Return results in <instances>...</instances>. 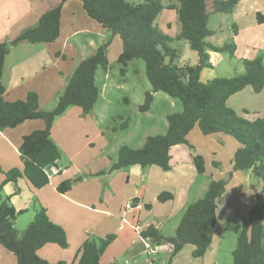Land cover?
<instances>
[{"label":"trees","instance_id":"16d2710c","mask_svg":"<svg viewBox=\"0 0 264 264\" xmlns=\"http://www.w3.org/2000/svg\"><path fill=\"white\" fill-rule=\"evenodd\" d=\"M69 1L81 2L92 21L113 37L121 39L122 52L118 63L124 67L123 72L132 61L145 62L146 76L152 90L146 93L145 102L140 107L141 112L151 109L154 94L158 92L179 99L182 103V112L167 116L165 134L148 136L140 149L122 146L112 170L119 171L140 165L143 169L158 167L168 172L171 170V150L178 145H189L188 136L195 129H199L204 136L226 134L233 137L239 147L234 154L229 180L235 173L252 170L260 188L255 192L254 206L237 238L232 264H264V115L248 120L227 105L232 96L246 88H251L255 94L262 93L263 58L257 56L243 60L242 75L208 82L201 80L202 72L212 68L209 51L226 53L231 58L236 56L235 26L231 43L218 47L207 39L214 35L208 27L210 16L232 14L240 0H177V3L169 1L168 4L167 0H145L139 3H130L129 0H62L44 13L37 25L24 30L13 40L0 44V132L15 129L26 121H41L44 124L42 130L23 138L19 148L22 169L4 172L0 168V174L5 176L0 186V245L14 255L17 264H66L51 263L37 254L40 249L49 245L62 249L69 247L63 227L53 223L47 210L40 206L27 228L18 231L16 220L23 211H17L9 197L3 199L2 192L4 186L11 183L15 186L16 193H19L17 183L20 178H25L36 190L50 184L46 170L57 167L61 158V152L52 140L54 122L70 107H79L86 115L93 111L100 97L96 75L100 68L105 71L108 69L110 42L99 46L93 55L79 63L64 92L59 96L57 105L49 111L40 107L36 92H29L24 100L7 101L3 73L6 57L12 47L22 43L51 44L58 40L63 6ZM166 9L175 11L178 16L180 32L174 37L164 35L157 25V19ZM257 20L259 23L264 21L260 13L257 14ZM177 41L187 42L197 54L196 65L176 64L180 54L171 44ZM128 127V122L122 124L123 130ZM192 161L197 173L204 175L206 163L203 156L192 152ZM227 184L226 180L211 181L204 197L184 209L174 236H165L153 224L143 229L137 225L140 236L152 245H170L171 259L186 246L193 247V258H203L212 244L217 225V209ZM72 186V180H64L57 186V192L66 195ZM173 199L174 195L169 192H163L157 198L159 203ZM138 202V199H134L131 203L136 205ZM145 208L151 210L152 206L145 205ZM114 239L112 235L106 238L88 235L80 255L72 264H100L103 254Z\"/></svg>","mask_w":264,"mask_h":264},{"label":"rangeland","instance_id":"374dc122","mask_svg":"<svg viewBox=\"0 0 264 264\" xmlns=\"http://www.w3.org/2000/svg\"><path fill=\"white\" fill-rule=\"evenodd\" d=\"M16 1L7 0L3 2L0 0V36L8 37L10 40L14 39L24 29L32 25L26 23L28 19L16 21L18 16L20 17V9ZM29 1L32 12L36 13L40 11L41 3H34L35 5H33V0ZM144 1L129 0L130 3ZM169 1L177 3V0H167L166 3ZM28 2L25 0L27 8ZM71 3L73 5L70 4V12L80 18L83 15L82 12H84L82 4L78 1H72ZM83 16L88 20L85 13ZM226 18L228 17L225 14H212L210 16L209 29L215 30L221 25L222 30V32L215 34L213 38L207 39L214 46L221 47L227 43H231L233 40L230 27L231 21L228 24L225 20ZM76 24L80 25L81 22ZM92 24L98 26L93 21ZM157 25L164 35L174 37L178 32L177 13L163 11L157 19ZM104 32L99 34L94 32L92 28L91 35L80 34L76 39L70 40L67 50L63 52L64 57L60 60V66L64 69L63 73H65L62 80L67 84L72 75L70 72L75 71L74 69H76L78 60L81 58L86 59L93 55L99 46L110 42L108 49V69L105 71L100 68L96 75V85L99 88L100 97L94 110L88 115V119L85 122L77 120L73 114L68 115L66 118L67 122H63L57 127L54 136V139L56 141L58 140L61 145V158L58 161L59 168H57L61 171L66 170V172L53 177L52 183L54 187H57L64 180H72L73 189L69 193V197L79 199L75 196L78 193L81 196H85V199L87 198L85 203H87L86 205L90 211H86L84 208L74 207L61 199H59L61 202H55L47 196L48 194L41 198L39 193L28 185L26 181V183L20 181L19 196H13L14 189L10 188L2 192L3 199L7 197L11 198L13 204L24 211V214L19 216L16 221V229L20 232L24 231L34 219L39 207H43L42 204H45L50 207V212L54 217L63 219L66 222V230H64L67 234V239H69L68 244L69 241L73 244L77 240L78 232L76 230L84 233V230L88 229V225L91 227L89 235L94 238H99L103 233L102 223L104 215L101 213H111L112 209L120 207L121 198L124 195L128 193L132 194L136 190H139L141 192L140 198L142 199L144 195V203L151 205L152 209L148 211L143 207L142 210H135L131 214H134L143 223L147 221L156 222L158 228L163 227L162 232L164 235L174 236L175 230L183 215L184 209L182 207L196 202L198 200L197 197L201 195V198H203L206 191H202V188L208 187L211 181L226 180L228 184L221 202L223 201L224 207L226 209L228 207V210L225 215L226 217H221L220 219L222 223L218 227L216 243L220 241V245L218 243L220 248L218 264H232V253L236 248L237 238L241 232L244 220L248 219L249 209L252 205L254 206L255 192L260 188L259 181L256 179V182H248L244 186L248 191H246L247 189L243 190L239 184V180L244 178L246 174L244 172L235 174L237 176L235 178H239V180L237 179L234 182H232V179L229 180V174L231 172H229L230 154L232 153L230 147L233 144L238 145L237 141L233 137L223 134V138H227L232 143H217L216 146L212 141L214 137L205 136L203 137L205 141L192 137L191 140L193 143L198 145L200 151L207 157L206 173L204 175L196 174L194 176L188 173L187 170L185 174L186 179L184 178V182L180 180L182 182L181 184L178 181L179 173L176 171L165 172L158 167H148L146 169L149 180L142 186H137L135 181L129 182L127 175H125V170L113 171L112 166L117 161L119 150L122 146L140 149L148 136L165 134L167 130V116L182 112L183 107L179 99L172 98L163 92H158L154 95L151 110L141 112L140 107L145 102L146 93L152 90V86L146 76L145 62L143 60L132 61L125 68V72H123L122 69L124 67L118 63L119 56L122 52V41L119 37H113L108 31L106 33ZM90 39L92 40V44L90 43ZM49 46V44L32 45L22 43L12 47L10 54L6 57L7 63L5 62L4 84L8 86L14 69H16L18 64L31 60L33 55L45 48L49 49ZM171 46L177 49L180 54L176 61L177 65H196L198 63L197 54L191 50L187 42L177 41L172 43ZM259 47V55L262 56L264 64V43L260 44ZM53 50L58 51L61 48L60 46L59 48L55 46ZM208 53L212 68L203 71L201 75L202 82H208L213 79L232 78L244 73L242 61L238 58H231L226 53H215L213 51H209ZM25 68L26 66H23L21 70ZM34 71L35 69L30 70V73L33 74L25 79L22 86L33 89L41 83H46L45 80L47 81L53 74L46 73L42 77L41 75L46 71L40 70L41 72L39 74ZM53 86H57L55 91L53 87L50 92L48 89L41 90L42 98L40 102L44 104L43 110H52L57 105L59 96L64 92L63 89L57 92V94L59 93L58 95L55 94L58 90V85L54 82ZM260 96V105L264 107V92ZM240 98H236L235 100L238 101H235L229 107H236L238 114L246 118L241 111V107H247V103L250 105L253 102H245L243 98ZM50 99H52V102L48 103ZM40 107L42 106L40 105ZM251 115L247 116L248 120L253 119ZM124 122H128L129 127L127 130L122 129ZM196 130L198 131V129ZM65 134H67L66 138ZM213 148H216L218 151V159L223 162L222 168L218 170L215 167H211V164H208L209 161L213 162L215 159L214 155H212ZM16 158L19 160L18 155ZM21 169L22 167L20 166ZM47 188L52 187L48 186ZM243 191L245 192L243 193ZM163 192H169L176 198L161 204L157 202V196ZM128 205L129 202L126 204L122 213L126 212ZM0 248L2 250L0 252V264H6L4 258L8 256L15 258L13 254L11 255L3 247ZM58 252L56 258L60 259L63 257L62 252L64 250L59 248ZM182 264L187 263L184 261Z\"/></svg>","mask_w":264,"mask_h":264},{"label":"crops","instance_id":"0c3cea01","mask_svg":"<svg viewBox=\"0 0 264 264\" xmlns=\"http://www.w3.org/2000/svg\"><path fill=\"white\" fill-rule=\"evenodd\" d=\"M3 2L7 0H2ZM29 0H27L28 2ZM18 4V7L20 9V17L16 19V21H22L23 19H28L26 23L32 24L26 29L30 27H34L37 25L40 17L46 13L47 11L51 10L53 7L58 5L59 3L62 2V0H33V5L35 4H40L41 3V9L40 11H37L36 13L31 11V5L28 2V8L26 7L25 0H17L16 1ZM72 1L67 2L64 5L63 11H62V22H61V28H60V37L58 40L54 43L49 44V49L45 48L35 55L32 56L31 60L27 62H22L16 66V69H14L13 75L11 77V81L6 86V93H5V99L10 102L18 101V100H24L26 99L27 95L29 92H36L39 96V99L41 101V90H47L50 92L52 87L54 88V91L57 89V86L54 87L53 84L54 82L57 83L58 85V90L55 92H59L60 90H65L66 87V82L62 80V77L65 76L64 69L60 66V60L62 59L63 52L67 50L69 46V42L72 39H76L80 34H92V28L94 32L97 33H103L104 30L100 25L96 26L95 24H92V20L88 17V20L83 16L85 11L82 12V16L77 17L76 14H72L70 12V4ZM79 2V1H78ZM35 3V4H34ZM81 3V2H80ZM82 4V3H81ZM83 7V6H82ZM77 11V9H76ZM79 11V10H78ZM165 11V10H164ZM166 11H170L167 10ZM175 12V11H173ZM261 14V19L264 20V0H240L239 4L237 5L236 9L234 12L230 15H227L228 18L225 20L230 24L229 22L231 21L230 27H231V36H233L235 28L237 29V34L234 37V42L237 47V52L236 56L234 58H238L240 61H243L245 59H254L257 56H260L259 49H260V44L264 43V21L263 23H259L257 20V14ZM86 14V13H85ZM220 15V14H219ZM218 16V15H217ZM81 20V21H80ZM78 22H81L80 25L76 24ZM94 22V21H93ZM96 23V22H95ZM210 23V22H209ZM100 27V28H99ZM229 27V25H228ZM24 29V30H26ZM229 29V28H228ZM23 30V31H24ZM22 31V32H23ZM215 34H218L222 32L221 30V25L218 26L215 30H212ZM107 32V31H106ZM104 32V33H106ZM180 32V24L178 22V32ZM104 35V34H103ZM213 35V36H214ZM18 36V35H17ZM16 36V37H17ZM210 37V38H213ZM15 37V38H16ZM209 38V39H210ZM13 40V39H12ZM11 41L8 39V37H1L0 36V44L4 42H9ZM90 43L92 44V40L90 39ZM57 46L61 48V50L55 51L53 50V47ZM92 46V45H91ZM10 54V53H9ZM84 59H80L77 62V66L81 61ZM7 63V59L5 61ZM5 63V64H6ZM26 66L24 70H21V67ZM76 66V67H77ZM75 67V68H76ZM49 68V69H48ZM243 68V65H242ZM31 69H35L34 72L39 74L41 71L44 70L46 72H43L41 75L44 77L46 73H53L52 76L45 80L46 83H41L39 86H36L35 88H30V87H25L22 86V84L25 82V79L28 78L33 73H30ZM48 69V70H47ZM56 69V70H54ZM19 70H21L19 72ZM75 70V69H74ZM71 71L70 74H73ZM203 73V72H202ZM4 75H5V66H4V73H3V83H4ZM72 76V75H71ZM62 88V89H61ZM264 90L262 91V93ZM59 94V93H58ZM57 94V95H58ZM156 95V93L154 94ZM260 94H255L251 88H246L242 92L232 96L228 102L227 105L228 107L231 106V104L235 103L236 98H243L246 101L253 102L252 104L248 105L247 107H241V111L243 112V115L250 116L254 119H257L259 117H262L264 115V107L260 105L261 99H260ZM51 97V96H50ZM259 97V98H258ZM55 98V96H54ZM240 98V99H241ZM54 101V99H53ZM52 99L48 103H51ZM255 102V103H254ZM258 104V105H256ZM41 108H44V104H41ZM246 106V105H244ZM95 108V107H94ZM233 110H235L238 113V110L236 107H230ZM94 110V109H93ZM151 110V109H150ZM149 110V111H150ZM73 114L75 115L76 119L79 121H87V117L90 114H84L83 111L79 107H70L68 110L59 118L56 119L54 122L53 128H52V140L54 143L58 146L60 150V143L59 141L54 139L55 132L57 130V127L61 123L67 122L66 118L68 115ZM44 128V124L41 121H26L22 125L18 126L15 129H6L3 132H0V168L4 172H8L12 169H20V166L22 167V161L20 158V153H19V148L22 145L23 138L26 135L31 134L34 131L37 130H42ZM202 135V136H200ZM89 136V135H88ZM222 135H212V136H207V137H214L212 139L213 143L217 146L218 144H226V143H232L230 140L227 138H223ZM67 137V134H65V138ZM199 138L202 139V141H205L203 137H205L200 130L198 131L195 129L193 130L189 136H188V142L189 145H178L173 147L171 150V170L168 172H177L179 173V182L180 184L182 183L181 181H185L186 179V172L188 170V173L192 175L198 174L196 171V168L193 164L192 161V152L198 155L203 156L205 163L207 165V157L206 155L200 151L198 145H195L191 138ZM201 137V138H200ZM207 141V140H206ZM215 146V147H216ZM193 147V150L191 149ZM239 145L233 144L231 148V154H230V169L229 172L232 169V162L234 158V154L236 150L238 149ZM214 152V153H213ZM218 151L216 148L212 149V155H214L215 159L213 162H210L208 164H211V167H215L216 170L221 169L223 162L218 159L217 155ZM17 155L19 156V160L16 158ZM232 158V159H231ZM58 167V163H57ZM59 168V167H58ZM147 168L143 169L140 165H134L132 167H129L128 169H123L125 170V175L128 177V181H135L137 183V186H142L147 183L149 180V175L146 170ZM120 171V170H119ZM163 171V170H162ZM66 170L62 172L65 173ZM101 171H99L100 173ZM187 173V174H188ZM243 173V172H240ZM246 173L244 178L242 180H239L235 174L232 178V182L235 180H239V184L242 186L241 188L243 190H246L247 188L244 187L245 185L248 184V182H256V177L254 176L252 170L244 172ZM102 174V173H100ZM1 175L0 179V186L5 180V176L3 174ZM189 175V174H188ZM185 178V179H184ZM67 179V178H66ZM81 180V179H80ZM181 180V181H180ZM258 180V179H257ZM23 182L28 183L32 187V185L25 179V178H20L18 180L17 186L19 188V183ZM26 181V182H25ZM244 182V184H242ZM52 187V188H47V187ZM258 186V183H257ZM260 187V183H259ZM14 189L13 190V196H19L20 193H16V188L13 184L9 183L4 186L3 190L6 191V189ZM33 188V187H32ZM34 189V188H33ZM73 189V186H72ZM71 189V191H72ZM146 189V188H145ZM255 189V187H254ZM39 195L44 196L47 195L51 200H54L55 202H58L63 200L64 202H68L74 207L77 208H84L86 211H90L89 208L87 207V203H85L87 198L85 199V196H81L80 193L75 194L79 199H74L69 197V192L66 195L59 194L57 192V187H54V184L52 183V180L50 181V184L47 185L46 187L36 190L34 189ZM207 187L202 188V191H206ZM259 190V189H257ZM248 191V189L246 190ZM20 192V188H19ZM245 191H243L244 193ZM36 194V193H35ZM59 195V196H58ZM141 192L138 190L135 191V193L132 194H126L121 198L120 202V207L117 209H112L111 213H104L102 212L101 214L104 215L103 219V233L100 235L99 238H106L107 236H114L115 239L114 241L110 244V246L107 248L105 253L103 254L100 264H151L149 255L146 250V242L140 234L138 233V230H136V226L140 225L141 228H146L150 225H157L156 222L154 221H147V222H140L139 219H137L133 213L135 210H142V208H145V197L143 195L142 199L140 198ZM202 196V195H201ZM200 197H197V199H201ZM58 197V198H57ZM62 197V198H61ZM223 197V196H222ZM158 198V196H157ZM176 198V197H174ZM61 199V200H59ZM138 199L139 202L136 205H139L140 208H133L132 210H127L125 213H122L123 209L125 208L126 204L129 202H132V200ZM196 199V200H197ZM222 199V198H221ZM219 202L218 209H217V225L215 228L212 244L210 246V249L208 250L207 254L200 259H195L192 256L193 253V247L192 246H186L184 249L173 259H171V254H172V247L168 244H164L161 246H156L154 247L157 248V254L154 257V264H182L184 261L187 264H218V254L220 251V248L218 246V243L220 245V241L216 243V236H217V231L219 224L222 223L220 221L221 217H226V212L228 210V207H224L223 201ZM174 200V199H173ZM10 201L13 204V201L10 198ZM172 201V200H171ZM158 202V200H157ZM164 204V203H161ZM43 207L47 210L48 216L50 220L57 224L60 225L61 227L63 226L66 230V222L63 219H58L57 217H54V215L51 214L50 212V207L48 205L42 204ZM134 205V206H136ZM13 206L16 208L17 211H23L22 209L18 208L15 204ZM253 206V205H252ZM249 209L248 213L250 212ZM187 205L183 206L182 208L185 209ZM146 209V208H145ZM147 210V209H146ZM149 211V210H148ZM247 212V210H246ZM24 214V211H23ZM222 215V216H220ZM249 215V214H248ZM21 216V215H20ZM246 217V216H245ZM244 217V218H245ZM19 218V217H18ZM17 218V219H18ZM123 218L127 220V224H123ZM140 218V217H138ZM225 219V218H224ZM62 220V221H60ZM17 221V220H16ZM247 220L245 219L244 222ZM65 222V223H63ZM158 226V225H157ZM80 227V225H79ZM91 230L90 225H88V229L84 230V233L80 232L79 230H76L78 232V237L75 242L70 243L69 241V247L67 249H63L64 252H62V258L57 259L56 256H58V246L55 245H49L46 246L45 248H42L38 251V256L46 261H49L51 263H57V262H65L66 264H72L75 259L80 255V250L85 242L87 236L89 235V232ZM160 230L163 231V227H160ZM74 231V230H73ZM164 234V233H163ZM166 236V235H165ZM171 237V236H168ZM69 240V239H68ZM0 247H2L0 245ZM1 249V248H0ZM2 250H0L1 252ZM65 251H70V252H65ZM12 255V254H11ZM14 256V255H13ZM7 257V256H6ZM72 258V259H69ZM5 259L6 264H17L16 258H12L11 256H8ZM171 260V261H170Z\"/></svg>","mask_w":264,"mask_h":264},{"label":"built area","instance_id":"2783aa9c","mask_svg":"<svg viewBox=\"0 0 264 264\" xmlns=\"http://www.w3.org/2000/svg\"><path fill=\"white\" fill-rule=\"evenodd\" d=\"M63 171H61L60 169H58L57 167H51L49 169L46 170V173L50 179V181L52 180L53 177L57 176V175H60ZM140 208L139 205H136L134 206L131 202L129 203V205L127 206V210H132L133 208ZM126 210V211H127ZM127 220L125 218H123V224H127ZM136 230H138V233H139V229L136 228ZM146 242V250H147V253L149 255V258H150V262L152 264V262L154 261V257L156 256L157 254V248L154 247V245H152L150 242Z\"/></svg>","mask_w":264,"mask_h":264}]
</instances>
